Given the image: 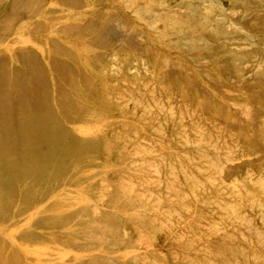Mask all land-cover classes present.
Instances as JSON below:
<instances>
[{"label":"rangeland","instance_id":"rangeland-1","mask_svg":"<svg viewBox=\"0 0 264 264\" xmlns=\"http://www.w3.org/2000/svg\"><path fill=\"white\" fill-rule=\"evenodd\" d=\"M43 11L100 36L93 64L74 65L84 112L64 125L88 167L67 187L87 189L77 246L68 241L53 263L257 264L259 255L264 264V0H87ZM31 39L53 44L47 33ZM17 240L12 255L24 263Z\"/></svg>","mask_w":264,"mask_h":264},{"label":"bare ground","instance_id":"bare-ground-1","mask_svg":"<svg viewBox=\"0 0 264 264\" xmlns=\"http://www.w3.org/2000/svg\"><path fill=\"white\" fill-rule=\"evenodd\" d=\"M86 1L0 0V264H54L68 250L64 244L69 241L71 251L77 246V198L87 189L72 188L81 185L78 175L88 167L77 159L85 145L71 144L77 133L64 125L78 123L84 112L77 88L84 92L86 83L74 84L83 73L74 65L93 64L100 36L89 35L83 24L61 22V12L43 9L49 2L81 7ZM36 33H47L53 44L32 40ZM64 103L77 114H69ZM12 239L23 245L24 263L12 255ZM253 258L263 264L262 256Z\"/></svg>","mask_w":264,"mask_h":264}]
</instances>
